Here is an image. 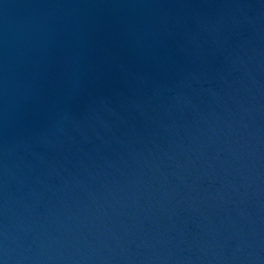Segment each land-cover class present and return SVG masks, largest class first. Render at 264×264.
Instances as JSON below:
<instances>
[{
  "label": "water",
  "instance_id": "95a60500",
  "mask_svg": "<svg viewBox=\"0 0 264 264\" xmlns=\"http://www.w3.org/2000/svg\"><path fill=\"white\" fill-rule=\"evenodd\" d=\"M0 264H264V0H0Z\"/></svg>",
  "mask_w": 264,
  "mask_h": 264
}]
</instances>
